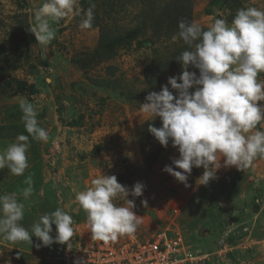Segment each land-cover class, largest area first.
<instances>
[{
    "label": "rangeland",
    "instance_id": "1",
    "mask_svg": "<svg viewBox=\"0 0 264 264\" xmlns=\"http://www.w3.org/2000/svg\"><path fill=\"white\" fill-rule=\"evenodd\" d=\"M82 1L96 5V0H80L82 9ZM43 2L0 0V152L18 135H28L21 119L23 100L34 105L39 126L49 133L48 142L30 137V167L23 176L0 169V195L15 193L34 217L62 208L87 228V214L76 193L91 187V181L101 175H115L129 190L137 182L144 185L142 196L127 199L134 200V211L142 217L138 230L145 238L169 227L181 231L199 254L208 255L201 264H264V159L257 158L243 171L221 167L217 179L207 186L199 185L203 167H193L186 188L163 171L166 165L175 169L172 160L179 157L177 148L171 141L163 147L148 131L149 122L157 121L152 126L160 128L162 121L143 113L140 104L165 85L176 95L168 78L179 77L184 70L175 54L183 52V43L152 36L148 28L119 47L113 59L93 69L82 68L78 61L96 47L98 28L82 30L81 17L66 18L53 25L56 38L44 49L29 31ZM192 5V21L204 30L217 18L231 25L238 9L264 10V0H192ZM131 18L125 22L130 26ZM155 57L165 68H160L152 85L144 77V68ZM187 70L199 75L191 65ZM101 79L109 85L100 84ZM258 80L264 82V73ZM18 81L27 85L21 89ZM33 151H37L34 156ZM28 176L33 192L25 199ZM142 201H147L146 207ZM115 203L127 206L123 198ZM52 228L55 237L54 224ZM51 246L60 251L65 244Z\"/></svg>",
    "mask_w": 264,
    "mask_h": 264
},
{
    "label": "clouds",
    "instance_id": "2",
    "mask_svg": "<svg viewBox=\"0 0 264 264\" xmlns=\"http://www.w3.org/2000/svg\"><path fill=\"white\" fill-rule=\"evenodd\" d=\"M94 8L93 4L87 10L82 9L80 0H44L34 12L35 22L30 24L29 31L42 48L48 49L56 38L54 24L81 17L79 28L92 29ZM178 29L172 42L182 39L192 50L183 51L177 58L184 69L182 74L168 78V85L176 95L167 85L162 86L159 92L146 96L140 104L141 111L161 119L162 127L148 128L159 144L167 148L171 141L178 150L179 157L172 164L182 171L169 165L163 171L187 188L193 167H203L199 185L207 186L217 179L221 167L234 166L243 171L257 158L264 159V104L258 103L264 101V82L258 80L260 73H264V10L238 9L231 25L217 18L207 30L182 18ZM190 65L199 70V75L187 70ZM20 109L28 135H18L15 142L0 152V169L7 168L14 176H23L30 167V137L39 142L49 140L48 131L39 126L34 105L23 100ZM25 183L28 187L23 190V197L27 199L33 192L31 176L26 177ZM91 185L75 196L87 214L91 238L108 243L134 235L142 217L134 211V200L127 197L142 196L144 185L137 182L129 190L115 175H101ZM118 198H123L127 206H117ZM142 203L147 206V201ZM24 215L25 204L15 193L0 195V240L32 245L35 236L41 242L35 244L37 248L58 243L71 249L75 222L62 208L42 215L30 230L20 223ZM53 224L55 237L51 235Z\"/></svg>",
    "mask_w": 264,
    "mask_h": 264
},
{
    "label": "trees",
    "instance_id": "3",
    "mask_svg": "<svg viewBox=\"0 0 264 264\" xmlns=\"http://www.w3.org/2000/svg\"><path fill=\"white\" fill-rule=\"evenodd\" d=\"M82 3L84 10L92 5L91 2ZM95 6L93 28L99 30L98 42L90 53L78 61L82 68L93 69L95 65L113 59L119 47L145 34L148 28L152 30V36L172 38L179 31V20L183 18L192 22V0H96ZM136 8L138 10L135 11ZM129 15L132 17L131 26L125 23ZM178 40L183 43V51L191 50L182 39ZM175 54L179 57L181 51ZM160 68H165V63L158 57L148 62L144 68L146 81L155 85ZM103 83L109 85L101 79L100 84ZM17 84L22 89L27 82L18 81ZM156 122H149L148 125Z\"/></svg>",
    "mask_w": 264,
    "mask_h": 264
},
{
    "label": "built area",
    "instance_id": "4",
    "mask_svg": "<svg viewBox=\"0 0 264 264\" xmlns=\"http://www.w3.org/2000/svg\"><path fill=\"white\" fill-rule=\"evenodd\" d=\"M75 222L76 235L71 249L65 244L61 257L68 264H201L208 255L199 254L179 230L167 227L145 238L137 229L132 236L124 235L114 242L93 240L87 233L89 225Z\"/></svg>",
    "mask_w": 264,
    "mask_h": 264
},
{
    "label": "crops",
    "instance_id": "5",
    "mask_svg": "<svg viewBox=\"0 0 264 264\" xmlns=\"http://www.w3.org/2000/svg\"><path fill=\"white\" fill-rule=\"evenodd\" d=\"M36 152L33 151L32 155ZM39 153L40 151L38 155ZM29 207L32 208L30 205ZM39 216V213H36L34 217L30 210H25L24 219L20 223L30 230L31 226L39 221ZM32 241L33 244L30 245L26 242L13 244L0 240V264H67L63 261L61 253L52 246L37 248L35 244L41 242L36 237L32 238Z\"/></svg>",
    "mask_w": 264,
    "mask_h": 264
}]
</instances>
